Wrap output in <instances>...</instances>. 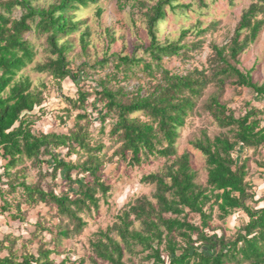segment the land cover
<instances>
[{"label":"trees","instance_id":"obj_1","mask_svg":"<svg viewBox=\"0 0 264 264\" xmlns=\"http://www.w3.org/2000/svg\"><path fill=\"white\" fill-rule=\"evenodd\" d=\"M33 1L36 0H0V152L6 160L3 176L10 179L9 186L13 190L22 189L26 204H53L57 215L68 219V225H57V237H68L81 232L87 225L80 213L99 209L101 196L105 197L110 191L102 178L105 157L97 154L104 144L92 146L89 142L88 125L93 118L91 120L85 107L89 93L82 89L78 90V98H67L84 111L77 113L73 129L68 133L36 135L33 132L28 114L42 105L44 96L42 91L32 88L30 77L22 73L37 53L26 35L32 30L31 23H36L38 35L46 37L45 49L55 56L38 64L35 67L38 72H49L59 85L68 77L76 81L80 74H74L69 68L68 36L77 31L80 24L74 19L75 11L86 9L98 0H58L48 7L36 6ZM198 1L206 6L205 0ZM174 2L177 0H159L149 6L145 14L151 41L144 52L150 55L152 62L136 54L117 56L116 67L123 66L126 76L142 64L150 77V85L135 93L127 92L125 87L112 89L102 80L100 89L95 87L94 90L96 99L92 106L98 111L101 132L110 118L109 134L121 142L113 156L118 155L131 165L140 164L150 156L174 157V160L161 171L143 177L144 182L155 186L156 203L142 197L125 204L117 214V221L91 243L94 253L91 260L93 264H125L122 260L124 250L133 253L139 246L141 252H147V257L157 264H264V206L257 208L249 204L264 199L255 200V191L251 192V186L245 181L247 163H239L233 156L238 145L264 148V119L257 118L255 108L237 117L217 97H212L206 109L220 127L228 128V132L210 137L203 131L202 136L192 142L205 156V186L196 182L190 153L179 154L177 148L179 128L211 82L218 80L223 89L226 79H234L235 84L253 89L264 99V85H258L250 72H242L236 65L238 57L262 29L264 0H253L244 10L227 45L213 46L210 77L197 69L174 74L162 68L156 76L153 62L160 65L164 57L179 55L187 48L178 42L161 44L157 39L158 25L166 18V6L174 8ZM16 8L23 10L19 17L13 16ZM188 32L184 30L182 38ZM63 39L66 40L60 44ZM98 102L102 103L101 107L96 106ZM82 120H87L88 125L81 124ZM62 148L67 149L65 157L59 153ZM81 151L86 153L84 161L66 159ZM25 160L35 165L47 163L52 167L50 173L54 180L60 172L67 190L58 194L53 188L19 181L18 172L12 169ZM3 176L0 174V180ZM215 208L219 220H225L240 209L248 222L234 238L226 239L211 226ZM190 214L198 215L201 223L190 221ZM135 221L141 223V230L132 228ZM39 228L46 230L37 222L35 233ZM113 233L121 241L115 239ZM4 246L0 240V249ZM163 252L168 261L163 258ZM36 253L24 252L19 257L6 254L0 256V264H56L51 258L54 251L44 248L43 244Z\"/></svg>","mask_w":264,"mask_h":264},{"label":"rangeland","instance_id":"obj_2","mask_svg":"<svg viewBox=\"0 0 264 264\" xmlns=\"http://www.w3.org/2000/svg\"><path fill=\"white\" fill-rule=\"evenodd\" d=\"M57 1L36 0L33 4L48 7ZM158 1L98 0L86 9L76 10L74 19L80 24L78 30L68 36L70 49L67 58L70 70L74 74L79 73L80 78L75 81L68 77L61 81L60 85L49 72L41 73L35 69L38 64H43L49 57L55 56L45 49L46 37L38 35L35 30L36 23H31L32 30L26 37L35 45L37 53L33 62L24 68L22 73L30 77L34 90L43 92L44 101L28 114L27 120L30 121L36 135L51 132L68 133L74 128L77 113L84 111L75 107L67 98H78L79 89L89 93L85 107L93 121L89 125L87 120L80 122L88 125V139L92 146L104 144L97 154L105 157L102 178L110 186V191L105 197L101 196L99 209L93 208L91 211L80 213L87 223L81 232L58 238L57 225L59 223L68 225V219L60 218L53 204H26L21 195L22 189L13 190L9 186L10 179L3 176V165L6 160L1 157L0 152V174L3 176L0 180V240L5 244L4 248L0 249V256L14 254L19 257L24 252L37 254L38 247L43 244L44 248L54 251L51 258L56 264L62 261H65V264H93L91 258L94 253L91 243L101 238V232H105L117 221V214L125 204L142 197L156 203L153 198L155 186L144 182L143 177L161 171L174 160V157L150 156L143 159L140 164L131 165L118 155L113 156L121 142L109 134L112 128L110 118L106 120L105 130L101 132L99 114L92 104L96 99L95 87L100 89L99 83L102 80L112 89L125 87L127 92L135 93L139 88L145 89L150 85V77L142 64L134 67L133 72L127 76L123 66L117 68L116 65L118 55L136 54L139 58L143 57L146 61L152 62L150 55L144 52L151 41L145 14L148 7ZM252 1L205 0L206 6H202L198 0H177L174 2V8L167 5L166 18L158 25L157 39L161 44L178 42L187 48L179 55L164 57L160 65L153 62L156 76L160 75L162 68L174 74H185L197 69L210 77L213 71L210 62L214 55L213 46L222 47L230 42L242 13ZM22 12V9L16 8L13 16L19 17ZM261 18L264 19V14ZM184 30L189 32L182 38ZM66 39L60 41V44ZM236 65L242 72H250L258 85H264V24L255 41L238 57ZM212 97H217L237 117L255 108L258 111L257 118L264 119V99L259 98L253 89L235 84L234 79H226L223 89L218 80L208 85L197 99V104L189 113L185 124L179 128L177 140L178 153L184 151L190 153L196 182L203 186L207 180L205 156L194 148L192 142L200 138L203 131L210 137L228 132V128L220 127L206 109ZM96 106L101 107L102 103L98 102ZM66 152L67 149L64 148L59 151L61 157H65ZM81 152L71 154L66 159L82 162L86 159V153ZM233 156L239 159V163L244 161L247 163L245 181L251 186L250 191H255V200L264 199V148H245L238 145ZM46 171L49 173L46 174ZM12 172H18L19 181L25 180L33 185L41 184L45 189L53 188L58 194L68 188L60 172L55 180L52 178L50 173L52 167L47 163L35 165L32 161L25 160L23 164L12 169ZM249 204L259 208L264 206V201ZM216 209L211 226L219 235L224 234L226 239L234 238L239 229L248 222V218L240 209L225 220H219ZM188 219L196 224L201 223L196 214H190ZM37 222H41L46 230L39 228L35 233ZM132 228L141 230L142 225L135 221ZM112 235L121 241L116 233ZM163 258L168 261L164 252ZM122 260L125 264H157L154 259L147 257V252H141L139 246L135 247L133 253L125 249Z\"/></svg>","mask_w":264,"mask_h":264}]
</instances>
